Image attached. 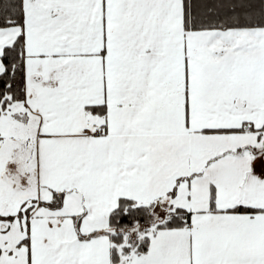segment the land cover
Masks as SVG:
<instances>
[{"label": "snow or ice", "instance_id": "obj_1", "mask_svg": "<svg viewBox=\"0 0 264 264\" xmlns=\"http://www.w3.org/2000/svg\"><path fill=\"white\" fill-rule=\"evenodd\" d=\"M0 264H264V0H0Z\"/></svg>", "mask_w": 264, "mask_h": 264}]
</instances>
